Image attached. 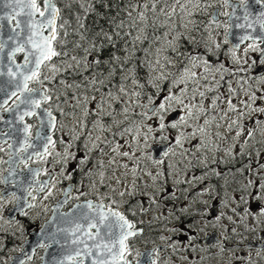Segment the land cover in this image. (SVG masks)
<instances>
[{
	"label": "snow or ice",
	"instance_id": "6c2138e0",
	"mask_svg": "<svg viewBox=\"0 0 264 264\" xmlns=\"http://www.w3.org/2000/svg\"><path fill=\"white\" fill-rule=\"evenodd\" d=\"M255 2L264 5V0ZM61 3L63 7L60 6ZM215 3L224 9L232 8V12L221 13L217 10L216 15L229 18L235 16L236 7L230 0H215ZM73 5H78L85 15L94 10L92 0H3L4 11L0 14V21L7 23L8 34L6 38L0 35V63L6 69L0 70V76L8 78L7 85L10 87L0 86V92L4 94L0 98V113H11L12 119L5 120L0 116V123L7 125L0 129V152L9 155L8 161L0 160V163L10 165V176L16 175L15 168L23 164L32 179L25 186L7 177L0 178V184L11 185L15 189L0 188V220H4V210L8 205H12L11 210L19 209L21 215L27 216L24 205L35 208L41 202L38 196H42V200L53 198L60 177L72 180L73 173L79 172L89 177L91 191L96 192L97 196L95 200L77 204L75 208L78 211H75V215L63 214L61 219L69 227L58 226L56 232L51 234V243L37 244V247L45 250L53 243L61 247V255L54 258L52 264H85L86 260H90V264H141L139 258L142 255L145 264H162V261L163 264H168L169 258H164L163 252L171 249L172 255H179L186 248L194 249L196 236L192 233L196 229L186 228L183 217L172 211L171 215L181 223L173 224L170 228L165 226L164 234L159 235V241L164 247L158 245L146 254L141 253L134 249L131 241L144 235V228L139 225L144 223L143 217L148 214V206L157 209L154 217H148L149 225L153 220H160L162 213L159 209L162 203L165 211L168 203H172L175 209V200L181 199V196L176 189L168 188L170 176L176 185L194 181L203 183L206 178L213 176L223 179L224 187H230L229 178L224 171L218 170L219 165L224 163L227 171L233 172V168L229 166L230 161L245 155L251 159V151L245 153L244 150L250 148V141L255 140L257 135L264 137V76L256 81L260 87L255 89L251 86L245 89L241 84L244 95L238 102L234 101L239 93L231 84H228L227 96L215 94L208 97L206 93H218V86L224 81L225 72L229 75L234 73L223 64L217 67L208 59L193 53H189L173 72L170 71L171 67H175L172 57L163 55L161 58V54L168 50L177 53L176 45L181 39H190L193 44H199L194 37H183L182 33L175 31V19L178 15L185 19L182 27L187 29L189 24H194L191 17L195 12H203L215 6L212 0H128L122 11L128 18V28L137 33L132 36L133 48L136 43L148 40L145 34L148 27H152L154 31L157 27L172 28L174 34L164 31L152 37L156 52L152 60L143 62V66L149 69V78L143 83L137 73L140 65L128 66L127 59L121 61L119 71L126 75H121L116 90L112 91L109 86L116 75L114 70L109 69L107 76L104 73L85 75L98 69L103 61L95 56L89 60L87 55H70L67 50L69 30L71 29V34H78L82 41L84 35L80 29L86 27L84 18L79 14L75 16V25L64 17L63 12L70 11ZM240 5L244 7L243 18L248 21L251 15L247 7L248 0H240ZM256 20L264 30V11ZM248 26L251 27V24ZM3 27L4 24L0 23V28ZM124 27L123 20L115 23L116 29ZM98 35L107 42L114 43L110 33L101 30ZM116 35H121V32L117 31ZM123 35L131 33L124 32ZM248 39H252L253 43L244 49L245 55L251 50L264 57V48L260 47L264 44V38L247 35L240 37L241 42ZM257 39L259 43L256 42ZM89 43L91 49L95 50L96 43ZM212 44L216 49L221 46L214 40ZM205 47L208 52L212 51L207 44ZM81 48V43L73 42V49ZM83 51L89 53V48H83ZM18 53L23 54V63L16 62ZM145 55H148L147 49ZM179 55L183 56V53ZM231 55L234 63H241L236 57L235 49L231 50ZM112 59L120 60L115 56ZM5 60L7 63H4ZM252 63L264 65V59L259 62L253 60ZM201 68L202 73L194 71ZM64 73L79 76L81 80L78 82L73 79L68 82L63 78ZM58 76L61 78L57 79ZM45 82L57 87H46ZM30 84H37L39 87H30ZM149 88L152 90L149 91ZM206 100L210 103H206ZM224 102L226 109L221 107ZM61 104H69V109L61 107ZM53 107L60 116L75 120V126L69 129L67 140L53 139L48 134L49 131L55 132L58 122L57 116L53 115ZM210 111L214 113L211 116ZM215 113H222L219 121ZM26 117H36L39 121L35 136L32 125L24 123ZM150 121L153 123H149ZM221 122L227 125L229 134L234 133V142L224 150L225 157L230 159L214 158L210 164L205 153L221 151V145L215 144L213 139H226L219 131L212 130L213 126L220 129ZM157 141L163 142L162 158L153 155ZM261 143L264 144V140ZM58 145L63 147V151H58ZM29 149L32 151L29 152ZM256 155L264 153L258 151ZM177 156L180 159L169 162ZM49 157L60 165L55 175H51L48 168H28L29 160L48 164ZM194 161L204 166L202 175L189 178L186 174L185 179L181 180L182 172L186 173L187 169L197 166ZM149 165L152 167L149 168ZM235 171L242 177L247 172H255V179L248 178L238 190L233 189L234 192L238 191V195L225 194L220 197L219 189H216V198L221 199L222 210L217 211L216 207L208 203L213 199L214 186L206 184L198 192L199 196L207 194V199L199 202L202 206L196 209V215L203 217L201 224L207 221L214 229H222V237L214 241V246L222 253L230 250L225 242L233 235H240L241 226L253 232L256 230L253 221L257 226H264V163L259 164L258 169L248 165ZM42 172L49 175L48 180L36 179ZM94 175L96 179H92ZM142 175L148 177L151 184H142ZM111 177L115 179L112 180ZM232 183H235L234 176ZM100 188H107L109 191L100 192ZM179 191L188 192V189ZM195 194L197 193H189L183 199L188 200ZM62 195L65 198L64 204L73 198L69 189H63ZM82 195L86 194L81 192L74 199L79 200ZM169 197L174 199L170 201ZM241 203L247 207H241ZM187 210V205L181 207L182 213H187ZM53 211L57 212L58 208ZM5 223L17 224L23 231V225L17 220L8 219ZM199 231H204V227ZM40 233L43 239H48L44 227H41ZM60 233L65 236L63 241L56 239ZM176 236L180 238L176 239ZM240 243L241 241H235V248H239ZM235 248L231 251L239 264H253L251 252L241 256ZM20 250L23 251L22 248ZM32 254H35V249ZM181 258L185 262L189 259L188 256ZM256 258L264 259V249L256 250ZM31 259L32 255L25 253L16 264H28ZM3 264H7V261H3ZM171 264H176V261L172 259Z\"/></svg>",
	"mask_w": 264,
	"mask_h": 264
},
{
	"label": "rangeland",
	"instance_id": "374dc122",
	"mask_svg": "<svg viewBox=\"0 0 264 264\" xmlns=\"http://www.w3.org/2000/svg\"><path fill=\"white\" fill-rule=\"evenodd\" d=\"M128 0H125V3L127 4ZM212 2L215 4L214 7L208 8L206 11L203 12H195L194 15L191 17V19L194 21V24H189L188 28L185 29L182 27V25L185 23V19H181L179 15L175 19V31H179L180 33L183 34V37H194L197 41H199V44H193L190 39H181L179 42H177V53H172L171 50H168L167 52L161 54V58L163 55H169L172 57L173 64L175 67H171L170 71L175 72L176 68L180 66L181 62L185 61V58L189 53L193 54H199L202 58L208 59L213 65L219 67L220 64H223L224 67L228 70H230L233 75H229L228 72L224 73V81H221V84L218 86V93H206L208 97H211L215 94H221L222 96H227L228 95V84H231L234 89L239 93V95L236 97L234 102H238L239 99L243 98V91L241 90V84H243V88L247 89L249 86L251 88L255 89L257 87H260L259 84H257L256 80L251 79L253 77L252 71H251V65H240L242 62L248 58L251 55V51L245 55V52L241 51H235L236 57L241 61V63L237 64L233 62V58L231 55V50L232 48H227L226 45L229 46L228 44V39L227 35L230 30V25L227 19V16L224 15H219L220 21L219 22H213V13L215 12L216 9H219V11L222 13L224 11L230 12V8L224 9L223 7L220 6V4L215 3V0H212ZM177 13H179V9H177ZM135 15V13H133ZM151 15V14H149ZM115 18H118V20H115V23H119L121 20L124 21L125 27L123 29H116L115 28V23L110 24V30H108V33H110L113 38H114V43L117 46H121L122 50H125L123 58H120V60H116L115 62H105L102 64L98 69H96L94 72L91 73H85V75H99L100 73H104L105 76H107V72L109 69H112L116 72V75L114 78H112V84L109 86L112 91L116 90V85L118 81L120 80L121 75H126V73H121L119 71L120 67V62L127 59L129 64L128 66H135V65H140V67L137 69L138 77L141 79V77H144V79H148V73L149 69L143 66V62L145 60H152L153 59V54L156 52V45L152 43V37L155 35H159L164 31H169L170 33L174 34V30L172 28H160L157 27V29L154 31L152 27H148L146 29V35L148 36V40L144 41L143 43H136L135 47L133 48V43H132V36L136 35V31L134 29H129L128 28V18L126 14L121 16H115ZM163 19V17L161 18ZM211 22V23H210ZM217 24H219V27H217ZM119 31L121 32V35H116V32ZM124 32H130L131 35L124 36ZM209 32L211 33V39H209ZM77 39V37H76ZM72 39L70 43L67 44V50L69 51L70 55H78L80 57H83L87 55L88 59L91 60L95 56V50L91 49L90 43L87 44V41L84 39L81 41ZM169 39H171V35L169 36ZM225 39H227V42H225ZM215 41L216 43H219L221 46L219 49H216L214 44H212V41ZM73 42H79L82 44L83 48H89V53H85L83 51V48L81 49H73ZM100 42L104 43L107 42L104 40L102 37H100ZM208 45L211 47L212 51L208 52L205 45ZM145 49L148 50V55H145ZM179 53H183V56L179 55ZM96 57V56H95ZM21 57L18 56V61H21ZM57 62H59V59L57 58ZM63 66V65H61ZM106 66V67H104ZM141 69H144L142 71ZM243 69V70H242ZM194 71H199L203 72V69L196 70ZM61 77H57V79H60ZM63 78L66 79L68 82H72L73 79L76 81L80 82L81 78L79 76H73V75H68L67 73L63 74ZM248 78V79H247ZM143 79V80H144ZM217 79H219V76H217ZM247 81V83H243L244 81ZM227 81V83H225ZM107 83V79L105 81ZM142 82V81H141ZM144 82V81H143ZM142 82V83H143ZM203 83V82H202ZM46 87H57V85L52 84L49 85L47 82H45ZM99 86V85H98ZM167 86V85H165ZM32 87L36 88L39 87L37 84H32ZM61 90H63V86H59ZM151 91L152 89H148ZM203 90V89H202ZM81 92H83V89H81ZM206 103H210V101L206 100ZM47 107V106H46ZM61 107H64L66 110L69 109V104H61ZM221 107L225 108L227 107L226 102H224ZM55 110V108H54ZM56 111V110H55ZM57 112V111H56ZM211 111L209 112V116L213 115ZM217 116V120L219 121L220 115L222 113H215ZM1 116V115H0ZM4 119H6L7 115L3 114L2 115ZM67 123H68V130L65 134L66 140L69 139L68 132L69 129L75 126V120L72 117H67ZM153 123V122H149ZM222 123V127L220 129H216L213 126V131H219L222 135L226 136V139L221 141V140H215L213 139V142L215 144L221 145V151L219 153H216L215 151H210L205 153L209 157V163L211 164L212 160L214 158H219L221 160L225 159H230L225 157L224 155V150L227 149L229 145H231L234 137V133L229 134L227 132V125ZM264 140V137H261L257 135L255 140L250 141V148L245 149V153H247L249 150L251 151V159L247 155L241 157L237 156L235 161H230L229 166L233 168V172H228L226 165L224 163H221L219 165L218 170L224 171L225 175L228 176L229 178V184L230 187H224L225 181L223 179H217L216 177L211 176L209 179L206 178L203 183L194 181L193 183L190 184H181V185H176L173 183L171 176L169 177L168 180V188L170 190L176 189L177 194L181 196V199L175 200V209L172 207V203L167 204V211L165 212L166 214H163L164 209V204L162 203L160 206L159 211L162 213L161 218L159 221L153 220V222H158L161 224H165L168 221L169 222H176L178 220L175 219L171 215L172 211H175L177 215H180L183 217V223H186L185 226L191 227L196 229L192 234L196 236V240L204 231H199L201 227L209 226L210 231L216 232L220 234L222 237V229L220 227H216L215 229L212 227L211 224H208L207 221H204L203 224H201V221L203 220L202 216L196 215V209L201 205L199 203L200 201H203L207 199V194L205 196H199L198 192L200 189L204 188V186L209 183L210 185L214 186L213 188V199L209 200L208 203L210 205H213L215 203H218L220 205L218 211L222 210V201L221 199L216 198V189H219V194L220 197H223L225 194L227 195H238V191H233V189L238 190L239 187L246 182L248 178L255 179V172H247L243 177L241 174L235 169L240 168L242 166L247 167L248 165H251L253 168H257L259 164L264 163V155L257 156L256 153L259 151L261 153H264V144L261 143V141ZM156 146H163V142H156ZM7 145H5V148ZM75 147V144H74ZM59 151H62L60 148ZM82 154V153H81ZM154 155V153H153ZM0 156L7 157L6 159L3 158L4 161H7L9 158V155L6 154L5 152H0ZM162 158V157H161ZM180 159L179 156L172 158L169 162L171 163L173 160ZM187 162V161H185ZM74 163V162H73ZM4 165L0 166V178H4V176L8 172V166L7 163H3ZM194 164H196V167H192L187 169V172H182L180 174V179L183 180L185 179V175L189 178H191L193 175L195 176H200L202 175L199 173L197 170H202L203 172V165L198 164L197 162L194 161ZM23 164H20L21 166ZM24 166V165H23ZM46 168L50 167V170H53V172L56 174L59 171L60 165L55 163V160L53 159L51 164H43ZM215 167V165H213ZM32 167V166H30ZM71 167V165H69ZM152 166L149 165V168ZM20 172H26L27 169L25 167H22L21 171L20 168H18ZM122 171V170H121ZM79 173V172H78ZM80 177L83 179L77 186V194L80 195L81 192L85 193L86 195L80 196V198L88 199V198H94L96 199L97 193L91 191V180L89 177L84 176L80 174ZM233 176L235 177V183H232ZM92 179H96V176L94 175ZM112 180L115 179V177H111ZM71 181V180H65L62 177H60V183L57 186H61L62 183ZM141 183H148L151 184V180L148 177H144L142 175V180ZM0 188H5V185L0 184ZM188 189V192H180L179 189ZM109 190L107 188H100V192H108ZM192 191H196L195 195H192L190 199L185 200L183 199L184 196H188L189 193ZM57 192H55V195ZM54 195V196H55ZM51 199L49 198L48 200H42V196L39 199L41 202L37 204L35 208H31L27 211V216H24L23 220L19 221L20 224L23 225V231H21L20 226L17 224H7L5 223L6 220L9 218L5 216V213H7L8 208H12V205H8L7 208L4 210V220H0V264H3V261H7V264H11L12 258L14 255H17L20 253V244L23 242L25 237L27 238V233L33 227V229H36L35 226L40 223V227H42L43 221L47 220L48 215H49V209L51 206ZM92 199V200H94ZM174 198L169 197V200H173ZM91 200V199H88ZM187 205V213H182L181 212V207ZM255 206V205H254ZM241 207H247V205H244L241 203ZM149 211H148V217H154L157 213V209L154 206L149 205L148 206ZM12 211V210H8ZM12 213V212H11ZM11 215V214H10ZM9 216V215H8ZM146 217V216H145ZM144 218V221H148L147 218ZM167 217V218H165ZM237 219H239L237 217ZM16 220V218L14 219ZM188 220H192L190 224L187 223ZM194 222V223H193ZM227 223V221H224ZM215 223V221H213ZM173 225V224H172ZM167 227H172L169 225H166ZM253 226L256 228V230L253 231H247L245 230L242 226L239 228L240 235H233L227 243L233 244L235 241H241L240 244H244L245 241H247L250 238H255L256 232L260 229L261 226H257L256 222L253 221ZM160 229V233L164 234L165 227L160 228L159 225H156ZM179 236H176L178 238ZM195 240V241H196ZM233 249V248H231ZM231 249L226 252H221L222 256L227 257H234L232 255ZM235 251L237 253L241 252H246L249 253L250 251H247L245 248L239 249L235 248ZM252 253V252H251ZM193 255H203V252H193ZM34 264H39V262L34 263Z\"/></svg>",
	"mask_w": 264,
	"mask_h": 264
},
{
	"label": "flooded vegetation",
	"instance_id": "af4514ba",
	"mask_svg": "<svg viewBox=\"0 0 264 264\" xmlns=\"http://www.w3.org/2000/svg\"><path fill=\"white\" fill-rule=\"evenodd\" d=\"M232 2L237 3L238 6V10H241L243 8V6L240 5V0H230ZM230 12H231V8H230ZM214 15V13H213ZM227 19L229 20V17H227ZM214 21V20H213ZM220 21V20H219ZM218 21V22H219ZM229 22V21H228ZM230 25V24H229ZM228 36V35H227ZM257 43H259V41H256ZM253 43V41H249L246 44H244L240 50H235V51H241L243 52L245 48H247V46L249 44ZM227 48H229L230 46L226 45ZM261 48H264V44L260 45ZM251 50H249L250 52ZM261 59H264V57L261 56V54L259 52H253L251 51V55L246 58L244 61H247V63H244V61L242 62V64L240 65H251V71H252V75L253 77L251 79L253 80H258L259 77L264 76V65H260L259 63L257 64H253L252 61L255 60L257 62H259ZM248 79V78H247ZM47 105H45L46 107ZM53 111V115L57 116V127L55 132H50L49 135L53 136V139H57V138H61V139H65V134L68 130V121H67V117L64 116H60V114L58 112H56L54 110V107L52 109ZM27 124L32 125V133L33 136H35V133L38 130V126H39V121L37 120L36 117L33 118H29L26 120ZM61 124L63 125V128H61ZM62 149L63 151V147L58 145V151L59 149ZM3 158H7V157H3ZM53 158L49 157V161L51 164ZM4 165V164H2ZM29 166H32V168H46L45 166H43V164H41L38 161H35L34 159L30 162ZM22 167H24L23 165L19 166L20 170L22 169ZM49 172L51 175H55V173L53 172V170H50V167H48ZM19 170V169H18ZM23 171V170H21ZM199 173H203L202 170H197ZM211 176L208 177V179ZM49 179V175H45L43 172L41 173V175L38 177L39 181H45ZM81 180H83L79 173H73V179L69 182H64L61 184V186H57V194L51 199V206L49 209V215L47 220L43 221L42 224H44L45 222L49 221L51 219V217L53 216V209H55V207H59V204L61 203V201L64 200V196L62 195V190L63 189H69L70 187H72V197L70 198L68 203L64 204L62 206V208L60 209L62 213H69L73 206L79 203H83L84 201L88 200V199H94V198H88V199H84V198H80L79 200L74 199L75 196H77V186L78 184L81 182ZM207 185H210L209 183H207ZM196 191H192L191 193H195ZM216 193V191H215ZM95 200V199H94ZM213 207L217 208V211L220 207V205L218 203H215L212 205ZM12 208H8L7 209V213H5V216L8 217V215L11 214L12 211H8L11 210ZM165 210V209H164ZM254 210H255V206H254ZM166 211H163V214ZM17 221H21L24 218V215H18L15 216ZM148 219V214L145 217ZM144 219V218H143ZM192 222V220H188L187 223L190 224ZM181 223V221H176V222H167L165 224H161L158 222H152L151 225L148 224V221H144V223L142 225H139L140 227L144 228V235L135 238L134 240L131 241L134 249L139 250L141 253H148L150 250H152L153 248H155L156 246H160V247H164V245L162 244L161 241H159V235L160 233V229L158 227H156V225H159L160 228H164L166 225L172 226V224H177L179 225ZM186 224V223H184ZM43 226V225H42ZM36 229H33V227H31V229L29 230V232L27 233V238L25 237V239L23 240V242L20 244V249L22 248V245L28 241V236L30 233L35 232L37 230H39L40 227V223H38L35 226ZM172 234V233H169ZM180 237L176 238L179 239ZM218 238H221L220 234L216 233V232H212L210 231V227L209 226H205L204 227V232L202 233V235H200L198 237V239L195 241V248H186L184 252L180 253L179 255H172V251L171 249H167L163 252V257L164 258H169L168 259V264H171V260L174 259L176 261V264H239L238 261L235 260V257H227L226 256H222L221 252L219 251V249L217 247L214 246V241H216ZM228 249L231 248H235L234 243L233 244H229L227 242H225ZM245 248L247 251L252 252L251 255L253 257V264H264V259H260L257 260L256 258V250L257 249H264V226H261L260 229L256 232L255 234V238H250L247 241L244 242V244H240L239 249ZM45 249L44 248H40L37 249L34 255V258L32 261H29L28 264H34L39 262V264H41L42 262V256L44 254ZM22 251L20 250V253ZM196 252H203V255H193L192 253ZM19 254V253H18ZM238 255H245L246 252H241V253H237ZM182 256H188V261L185 262L182 260ZM141 264H145V258L142 255L140 258ZM163 264V261H162Z\"/></svg>",
	"mask_w": 264,
	"mask_h": 264
},
{
	"label": "water",
	"instance_id": "95a60500",
	"mask_svg": "<svg viewBox=\"0 0 264 264\" xmlns=\"http://www.w3.org/2000/svg\"><path fill=\"white\" fill-rule=\"evenodd\" d=\"M231 4L233 6L236 7V14L235 16H233L232 18H229V24H230V30L227 36L228 39V44L230 46V48L235 49V50H240V48L246 44L249 41H253L252 39H248V40H244L243 42H241L240 37L241 36H251L254 38H264V30L261 29L260 27V22H258L256 20V17L262 12L264 11V5L261 4H257L255 2V0H248V11L251 13V15L249 16L248 21L244 20V7L241 10H238V4L235 2L230 1ZM3 0H0V14H3V6H2ZM219 9H216L213 15V20L214 22H218L220 20L219 15H216V12ZM231 12H232V8H231ZM236 17H239V19H237ZM0 23L4 24L3 28H0V35L3 36V38L7 37L8 34V25L6 22L4 21H0ZM248 24H251V27L248 26ZM237 25H242L243 27H237ZM48 33H45V35H47ZM257 41H259V39H257ZM18 56H20L22 59L21 61H18ZM16 62L17 63H23V54L22 53H18L16 56ZM4 63H7V61L5 60ZM0 70H4L6 71V69L3 67V63H0ZM7 80L8 78L6 76H0V86L3 87H10L7 85ZM31 87V84H30ZM3 92H0V98H3ZM5 114L7 115L5 120H9L12 119V114L5 112ZM0 115H3V113H0ZM29 118H33V117H26L24 123H26V120ZM7 125L0 123V129H4L6 128ZM16 127H22V125H16ZM50 134V131L49 133ZM22 137V134H21ZM11 142V141H10ZM162 150H163V146H156V151L154 152V156L161 158L162 157ZM32 149H29V152H31ZM26 156V154H25ZM0 160H3V158L0 156ZM9 160V158L7 159V161ZM17 160H19V157H17ZM32 160H29V162H31ZM3 163H0V166ZM8 166V172L7 174L4 176L9 178L12 181H19L23 184H27L28 181H30L32 179L31 174L28 172V170L26 172H20L18 170L19 166L15 168V173L16 175L14 176H10L9 175V170H10V165L7 163ZM28 168H32L28 165ZM35 169V168H32ZM39 177V176H38ZM38 177H36V179L38 180ZM5 188H8L10 190L15 191V189L11 188V185H5ZM72 187L69 188V190L72 191ZM21 194V193H18ZM41 198V196H38V200ZM65 199V198H64ZM64 201V200H63ZM63 201H61V203L59 204V207H55L58 208L57 212L53 213V216L51 217V219L47 222H45L43 224V227L46 229V235L48 236V239H43L41 233H40V229L32 232L29 234L28 236V241L25 242L22 245V249L23 251L21 252V254H17L14 255L12 258V262L11 264H16V261L24 256L25 253L32 255V259L30 261L33 260L34 255L32 254V250L35 249V252L37 249H40L39 247H37V244L39 242H44V243H51V234L55 233L57 230V227H69L68 224L64 223V221L61 219V217L63 216L64 213L61 212V208L64 205ZM85 202V201H84ZM83 202V203H84ZM82 204V203H79ZM77 205V204H76ZM73 206L72 210L69 213H72L73 215H75V211L76 210L75 206ZM25 210L28 211L31 208H27L26 205H24ZM20 215V211L19 209L16 210H12L11 215L8 216L9 219H15V216ZM51 222V223H49ZM56 239L63 241L65 239V236L63 233H60L59 235L56 236ZM62 253V249L58 244H51V247H49L47 250L44 251V254L42 256V262L41 264H52V261L54 260V258H57L61 255ZM85 264H90V260H86Z\"/></svg>",
	"mask_w": 264,
	"mask_h": 264
},
{
	"label": "trees",
	"instance_id": "16d2710c",
	"mask_svg": "<svg viewBox=\"0 0 264 264\" xmlns=\"http://www.w3.org/2000/svg\"><path fill=\"white\" fill-rule=\"evenodd\" d=\"M94 10L87 13L82 12L78 5H73L71 10H65L63 15L67 18L73 25H75V16L77 14L81 15L84 19L83 22L86 25L84 29H80V31L84 35V40L87 41V44L90 41L96 43L97 47L95 49V56L105 62H115L112 58L119 57L123 58L125 50H122L121 46H117L115 44L109 42H100V37L98 33L103 30L104 32H108L110 30V24L113 20H118L115 16L124 15L122 11L124 5H126L125 0H92ZM63 7V3L60 4ZM119 12V14H117ZM67 37L68 43L72 39L79 40L80 37L78 34H71ZM106 67V66H104ZM144 71V69H141ZM144 77H141V81H146ZM144 79V80H143Z\"/></svg>",
	"mask_w": 264,
	"mask_h": 264
}]
</instances>
